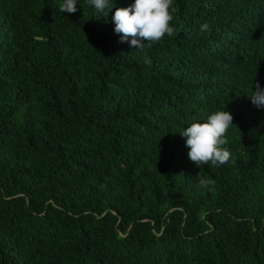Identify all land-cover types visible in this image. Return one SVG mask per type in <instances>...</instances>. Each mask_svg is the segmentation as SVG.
Listing matches in <instances>:
<instances>
[{
	"label": "trees",
	"instance_id": "16d2710c",
	"mask_svg": "<svg viewBox=\"0 0 264 264\" xmlns=\"http://www.w3.org/2000/svg\"><path fill=\"white\" fill-rule=\"evenodd\" d=\"M63 3L0 0V264H264V0H173L142 50L134 0ZM223 109L232 160L198 167L181 134Z\"/></svg>",
	"mask_w": 264,
	"mask_h": 264
},
{
	"label": "clouds",
	"instance_id": "9594fccd",
	"mask_svg": "<svg viewBox=\"0 0 264 264\" xmlns=\"http://www.w3.org/2000/svg\"><path fill=\"white\" fill-rule=\"evenodd\" d=\"M88 3L105 16L113 6L110 7L109 0H88ZM76 4L77 0H64L60 12L74 13L77 10ZM105 9L109 11L105 12ZM175 11L173 0H134L128 7L116 8L111 17L115 25L114 32L120 35V42H129L130 47L136 50L151 47L165 36L175 35L172 26ZM200 30L208 31L209 25H201ZM145 62L150 64L147 58ZM252 86L251 84V89ZM250 100L256 107L264 108V88L259 83L255 84ZM232 122L231 113L223 109L212 112L205 122L194 121L187 126L181 135L187 137L188 159L198 167L208 164L218 167L232 160L231 151L224 147L228 130L235 127ZM198 183L201 188L212 190L216 181L211 178H198Z\"/></svg>",
	"mask_w": 264,
	"mask_h": 264
}]
</instances>
